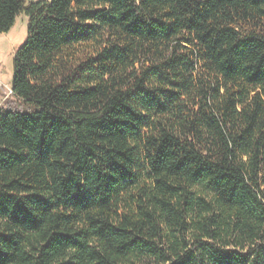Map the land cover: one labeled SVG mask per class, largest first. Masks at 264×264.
Returning a JSON list of instances; mask_svg holds the SVG:
<instances>
[{"label":"trees","instance_id":"trees-1","mask_svg":"<svg viewBox=\"0 0 264 264\" xmlns=\"http://www.w3.org/2000/svg\"><path fill=\"white\" fill-rule=\"evenodd\" d=\"M23 14L0 264H264V0H0V33Z\"/></svg>","mask_w":264,"mask_h":264},{"label":"rangeland","instance_id":"rangeland-1","mask_svg":"<svg viewBox=\"0 0 264 264\" xmlns=\"http://www.w3.org/2000/svg\"><path fill=\"white\" fill-rule=\"evenodd\" d=\"M42 0H34L38 2ZM50 1V0H44ZM29 19L21 15L16 25L8 33H0V108H5L6 99L12 95L13 59L19 49L27 40Z\"/></svg>","mask_w":264,"mask_h":264}]
</instances>
